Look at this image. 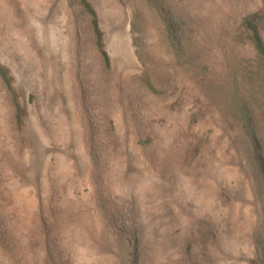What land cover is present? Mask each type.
<instances>
[{
  "label": "rangeland",
  "instance_id": "rangeland-1",
  "mask_svg": "<svg viewBox=\"0 0 264 264\" xmlns=\"http://www.w3.org/2000/svg\"><path fill=\"white\" fill-rule=\"evenodd\" d=\"M0 264H264V0H0Z\"/></svg>",
  "mask_w": 264,
  "mask_h": 264
}]
</instances>
